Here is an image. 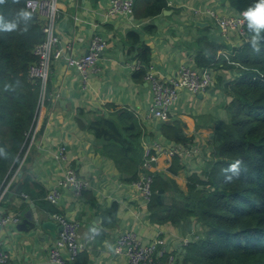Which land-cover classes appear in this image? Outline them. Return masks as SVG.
<instances>
[{
  "label": "crops",
  "instance_id": "obj_1",
  "mask_svg": "<svg viewBox=\"0 0 264 264\" xmlns=\"http://www.w3.org/2000/svg\"><path fill=\"white\" fill-rule=\"evenodd\" d=\"M151 1L134 0L131 14L112 16L105 14L110 0L59 1L55 34L65 54H86L94 33L100 34L107 45L90 70L86 84L64 57L51 61L50 88L37 118L36 132L11 178L17 184L24 175H30L39 184L35 191L44 188L46 193L58 186L68 167L74 168L79 178L89 181L90 186L79 195L70 185L60 186L58 204L54 205L58 214L79 222L85 246L77 264H85V260L86 264H129L127 257L114 249L117 234L127 229H133L144 243L162 240L166 253L175 255L171 264H183L184 245L197 232L199 223L193 217L181 223L153 222L132 181L125 179L107 154L106 143L97 140L87 126L98 116L116 119L118 110H129L138 124L143 153L154 142L164 147L160 152L153 148L157 156L152 172L158 177L157 184L165 189L163 197L167 204L184 202L192 177L200 175L212 161L217 121L229 117L226 109L231 97L224 88V79L222 84L217 83L203 93L180 90L167 117L156 119L150 112V85L145 77L136 76L135 68L142 44L150 47L151 65L160 79L176 76L182 65L197 67V41L201 35L207 33L208 39H215L218 44H228L236 37H232L234 31L226 37L216 20L203 11L211 8L217 15H228L232 10L226 0H167L168 7L162 13L145 16ZM131 31L140 37L132 46L128 43ZM222 49L216 50V57ZM209 70L217 81L220 68ZM164 122L179 123L188 144L166 138L162 133ZM181 145L185 147L181 153H170ZM62 148L63 160L59 157ZM16 188L0 203V218H11L0 223V246L10 254L4 264H53L49 249L60 233V223L54 213L28 195L16 193ZM31 202L36 207V218L56 223L53 229L39 226L35 231V224L22 217ZM113 204L117 205L116 225L100 232L103 214ZM162 261L169 262L165 257Z\"/></svg>",
  "mask_w": 264,
  "mask_h": 264
},
{
  "label": "trees",
  "instance_id": "obj_2",
  "mask_svg": "<svg viewBox=\"0 0 264 264\" xmlns=\"http://www.w3.org/2000/svg\"><path fill=\"white\" fill-rule=\"evenodd\" d=\"M31 1L41 0H21L18 5L7 0L5 5H0V14L7 18L13 17L20 7H29L36 18L27 35L0 34V147L8 153L7 159L0 158V192L26 151L42 98L50 88L49 78L44 87L40 78L30 75V65L38 60L35 48L46 40L43 17L29 5ZM226 2L239 13L256 0ZM167 7V0H152L144 14L154 16ZM201 36L197 41L198 68L237 70V77L224 83L231 97L226 109L229 117L217 121L212 161L200 175L192 177L185 201L167 204L163 197L165 189L157 184L156 176L147 203L148 213L157 224L181 223L192 217L199 223L196 235L184 245L183 264H264V55L253 53L248 40L230 48L215 39L209 40L207 33ZM247 36H250L248 30ZM139 40L138 33H129L131 46ZM138 48L140 66L135 74L141 78L151 66V49L147 44ZM218 48L228 49V56L224 53L216 57ZM16 82L19 86H15ZM217 83H223L220 75ZM116 116V119L98 116L87 126L97 140L106 143L104 148L116 168L129 175L125 179L133 182L138 178L143 159V145L138 140L140 131L129 110H118ZM41 131L42 127L38 129ZM162 133L176 143L188 144L177 122H164ZM238 159L242 160L240 176L228 182L225 170ZM36 187L39 184L30 175H24L15 192L28 195L46 211L57 213L54 204L46 199V190L40 188L36 192ZM116 215L117 205L113 204L103 214L100 232L116 225ZM168 256L163 257L168 259ZM76 262L77 258L66 264Z\"/></svg>",
  "mask_w": 264,
  "mask_h": 264
},
{
  "label": "built area",
  "instance_id": "obj_3",
  "mask_svg": "<svg viewBox=\"0 0 264 264\" xmlns=\"http://www.w3.org/2000/svg\"><path fill=\"white\" fill-rule=\"evenodd\" d=\"M59 1L41 0L31 1L30 3V6L43 17V31L46 34V40L35 48L34 53L38 57V60L30 65V75L40 78L44 83V87L48 79L51 61L62 57L65 58L68 66L79 73L81 81L86 84L90 70L94 67L107 45L106 40L100 34L94 33L86 54L81 56L65 54L64 46L60 44V40L55 34V20L58 13ZM133 9L134 0H110L105 14L107 16L118 13L131 14ZM194 11L198 12L197 9H194ZM203 12L216 20V23L226 37L230 31H234L241 37L247 36V26L241 15L242 12L236 13L232 11L233 14L217 15L211 8H206ZM139 66L138 62L135 69L137 70ZM145 79L149 83L152 92L150 112L156 119H165L167 117L169 108L177 99L181 89H185L192 94H199L217 84L216 77L209 69H200L186 65L180 66L176 76L166 79L158 78L151 65L147 69ZM43 103L44 98H42L41 107ZM153 148L157 152L164 150L163 145L158 142H154L153 146L147 145L139 167L138 178L132 182L135 191L146 204L151 199L153 193L154 174L152 166L157 156L153 152ZM183 150H185V147L181 145L171 149L170 153H181ZM59 157L62 160L65 159L63 148L60 150ZM13 184L14 178H10L2 187L0 203ZM66 185H70L75 193L79 195L82 190L90 186V183L88 180L79 178L74 168L68 167L58 186L52 188L46 194V199L52 204L57 205L60 196V186ZM54 218L63 228L49 249V259L53 264H66L68 261L73 262L85 246V242L81 239L79 232V222L58 213H54ZM9 219L11 218H0V223L5 224ZM114 249L116 253L124 254L129 264H164L162 258L164 254H167L165 243L162 240L156 239L153 242L144 243L133 229L123 230L117 234ZM9 259L10 254L0 246V264L7 263ZM174 259L175 255L169 253V262L166 264H171Z\"/></svg>",
  "mask_w": 264,
  "mask_h": 264
},
{
  "label": "clouds",
  "instance_id": "obj_4",
  "mask_svg": "<svg viewBox=\"0 0 264 264\" xmlns=\"http://www.w3.org/2000/svg\"><path fill=\"white\" fill-rule=\"evenodd\" d=\"M6 3L7 0H0V5H5ZM12 3L18 5L21 0H12ZM241 15L250 33L248 44L251 51L257 55H264V0H256ZM35 19L34 13L29 7H20L11 18L0 14V34L17 33L27 35ZM15 86H19V82H16ZM0 158H8V153L3 147H0ZM241 165L242 160L239 159L231 163L225 170V180L230 182L233 178H238L241 173Z\"/></svg>",
  "mask_w": 264,
  "mask_h": 264
},
{
  "label": "rangeland",
  "instance_id": "obj_5",
  "mask_svg": "<svg viewBox=\"0 0 264 264\" xmlns=\"http://www.w3.org/2000/svg\"><path fill=\"white\" fill-rule=\"evenodd\" d=\"M30 5V4H29ZM231 8V10L233 11V12H235L234 11V9L232 8V7H230ZM231 14H233L232 12H230ZM236 36V37H235ZM232 37H235V39H233V40H229V42H228V44L227 43H225L226 45H229L230 46V48H233V47H236V46H239V45H241L244 41H247L248 40V36H246V37H241L240 35H238L237 33L235 34V33H233V35H232ZM230 38V37H229ZM224 53H226L227 54V56H228V54H229V51H228V49H227V51H225L224 49H222L221 50V54H224ZM220 74V76L221 77H223V79H224V81L225 82H230L232 79H234V78H236L237 77V70L236 69H234V68H225V67H222V68H220V72H219ZM181 91H186L185 89H181ZM44 98V100H45V97H43ZM35 129V128H34ZM35 130L32 132V135H34L35 133ZM31 135V136H32ZM197 233V232H196ZM193 234V233H192Z\"/></svg>",
  "mask_w": 264,
  "mask_h": 264
},
{
  "label": "water",
  "instance_id": "obj_6",
  "mask_svg": "<svg viewBox=\"0 0 264 264\" xmlns=\"http://www.w3.org/2000/svg\"><path fill=\"white\" fill-rule=\"evenodd\" d=\"M166 11V10H165ZM124 177H128L129 175L127 173H123ZM20 184V181L17 182V184L15 185V188ZM36 207L35 204L33 202L30 203V208L22 215V217L27 218L29 221L33 222L35 224V231L37 230V228L39 226L44 227V228H50L53 229L54 226H56V223L52 222V221H44V222H40L36 217ZM62 225L60 224L58 226V231L62 230Z\"/></svg>",
  "mask_w": 264,
  "mask_h": 264
}]
</instances>
